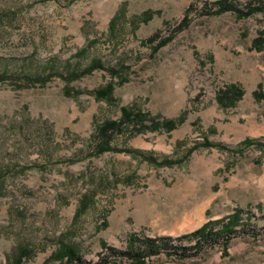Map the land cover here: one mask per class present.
<instances>
[{
  "label": "rangeland",
  "instance_id": "1",
  "mask_svg": "<svg viewBox=\"0 0 264 264\" xmlns=\"http://www.w3.org/2000/svg\"><path fill=\"white\" fill-rule=\"evenodd\" d=\"M216 1L0 0V264H60L61 242L85 264H140L120 254L131 235L171 238L143 264H264V12L209 15ZM126 106L185 119L97 154ZM233 215L211 245L179 238Z\"/></svg>",
  "mask_w": 264,
  "mask_h": 264
},
{
  "label": "trees",
  "instance_id": "2",
  "mask_svg": "<svg viewBox=\"0 0 264 264\" xmlns=\"http://www.w3.org/2000/svg\"><path fill=\"white\" fill-rule=\"evenodd\" d=\"M193 5H190L188 8V12L192 9ZM212 7H215L216 10L213 11ZM212 7L206 12L209 15L219 14L226 11H233L237 13L240 17L249 16L257 11L264 12V6H252L250 5L246 9H240L236 6L235 3L230 2L229 0H219L212 4ZM159 32H157L158 34ZM153 39V38H151ZM154 41V39H153ZM147 42H151L150 39ZM166 41L161 42L158 47L163 46ZM254 48L261 50L264 48V38L258 37L254 41ZM155 50V49H154ZM100 63L95 61L90 68L82 71V72H74L72 76L78 77L84 73H88L94 68L98 67ZM102 67V66H101ZM1 79V76H0ZM113 84H110L105 89L98 91V96L100 98H107V100L111 101L112 99V90ZM231 89H234V94L229 97V102L226 103L223 98L220 96L218 98V102L223 107L234 106L235 103L240 99L243 95V92L237 88L236 85H232ZM149 114L145 112H141V110H137L133 107H123L122 108V116L119 120H107L103 122L97 128V135L100 138L98 148L96 149L97 154H102L106 151H112L113 148L111 142L115 135L122 134L128 131V129L136 130L131 131V135L134 136L138 133H142L146 130H156L161 128H166L167 131H170L177 127L179 123L184 121V116H180L178 119H165L164 121L160 120H151L148 117ZM146 121H150L151 124H146ZM250 142V139H246L245 143ZM210 142H206L205 146H210ZM219 146V144L217 145ZM154 159V158H153ZM168 162V161H166ZM89 197L84 196L81 204L80 210L83 211L87 208ZM238 219H236V215L230 217L229 221H225V219H219L210 221L205 223L200 228L195 230L190 234H186L184 236H180V239H198V243H196V249H200L201 242H205L207 245H211L214 242L218 241V239L223 235H230L233 232L234 225L237 223ZM217 226H220L218 230H215ZM171 238L169 237H160L158 239V243L156 240L151 238L139 239L136 235H131L128 240L127 250L125 252H120L125 256L133 258L136 262L143 264L144 258L146 255L158 254L161 249L164 247L165 249L172 248L173 246L170 244ZM77 248H74L72 245H67L63 242L60 243L56 253L52 256L53 260L60 261V264H85L79 251ZM26 253V252H24ZM22 256V255H21ZM26 256V255H25ZM25 256H22L21 259ZM106 259L102 260L100 264H106Z\"/></svg>",
  "mask_w": 264,
  "mask_h": 264
}]
</instances>
